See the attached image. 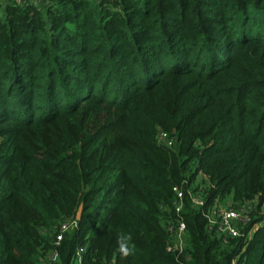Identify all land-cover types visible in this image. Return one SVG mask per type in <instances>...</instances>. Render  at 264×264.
<instances>
[{
    "label": "trees",
    "instance_id": "1",
    "mask_svg": "<svg viewBox=\"0 0 264 264\" xmlns=\"http://www.w3.org/2000/svg\"><path fill=\"white\" fill-rule=\"evenodd\" d=\"M189 190L204 210L264 203V0H3L0 264H41L80 207L55 264L77 247L82 264H264V217L223 241Z\"/></svg>",
    "mask_w": 264,
    "mask_h": 264
},
{
    "label": "built area",
    "instance_id": "2",
    "mask_svg": "<svg viewBox=\"0 0 264 264\" xmlns=\"http://www.w3.org/2000/svg\"><path fill=\"white\" fill-rule=\"evenodd\" d=\"M2 1L3 0H0V3ZM17 1H19L20 3L29 1L34 5H37L41 0ZM156 138L158 143L161 145H164L166 147L173 146V139L162 131H158ZM174 190L176 192L174 211L176 215H180V213L182 212L183 193L181 190ZM188 196L191 200L192 205L202 211L204 217L207 220V227L209 228V230L213 231L218 237H222L223 241H226L227 238H243L244 241L247 242L252 238L253 233L262 225V222L253 224L252 227L249 228L247 232H245V229L247 228L251 220V214L255 212L253 206L251 205L252 202L231 204L234 206H223L220 202H218V200H215L212 206L204 210L203 207L205 206L206 200L201 193L189 190ZM247 204H249L251 208H247ZM77 227V219H69L60 224L59 230L54 239V248L42 260L41 264H55L57 262L58 255L55 247L59 245L64 232L76 229ZM166 232L168 235L166 242V251L174 254L175 257L178 258L179 255L184 252L186 246V228L182 219L177 218L175 221L167 220ZM84 252L85 249L83 247H77L75 249V253L73 256L75 264H82V256ZM185 260L189 261L190 255H186ZM106 264H116V262L114 259H112Z\"/></svg>",
    "mask_w": 264,
    "mask_h": 264
},
{
    "label": "rangeland",
    "instance_id": "3",
    "mask_svg": "<svg viewBox=\"0 0 264 264\" xmlns=\"http://www.w3.org/2000/svg\"><path fill=\"white\" fill-rule=\"evenodd\" d=\"M197 181H199V180H197ZM231 204H233V203H232L230 200H228V201H224V202L221 203V205H223V206H227V205H231ZM251 205L253 206V209L256 210V215H257L258 217H264V203H263L262 205H258V199H254V200L252 201ZM231 206H234V205H231ZM246 207L249 208L250 205L247 204ZM250 208H251V207H250ZM253 209H252V210H253ZM254 228H255V227H254ZM254 228H253V229H254Z\"/></svg>",
    "mask_w": 264,
    "mask_h": 264
},
{
    "label": "water",
    "instance_id": "4",
    "mask_svg": "<svg viewBox=\"0 0 264 264\" xmlns=\"http://www.w3.org/2000/svg\"><path fill=\"white\" fill-rule=\"evenodd\" d=\"M81 213H82V207L79 208L78 212H77V215H76V219L77 220H80L81 218Z\"/></svg>",
    "mask_w": 264,
    "mask_h": 264
},
{
    "label": "crops",
    "instance_id": "5",
    "mask_svg": "<svg viewBox=\"0 0 264 264\" xmlns=\"http://www.w3.org/2000/svg\"><path fill=\"white\" fill-rule=\"evenodd\" d=\"M203 179H205V176H202L201 174H199L198 176H197V178H196V183H199L200 181H202ZM197 180H199V181H197Z\"/></svg>",
    "mask_w": 264,
    "mask_h": 264
},
{
    "label": "clouds",
    "instance_id": "6",
    "mask_svg": "<svg viewBox=\"0 0 264 264\" xmlns=\"http://www.w3.org/2000/svg\"><path fill=\"white\" fill-rule=\"evenodd\" d=\"M124 251H125V255H127L128 254L127 250L125 249Z\"/></svg>",
    "mask_w": 264,
    "mask_h": 264
}]
</instances>
